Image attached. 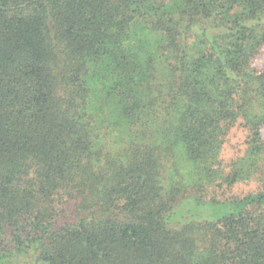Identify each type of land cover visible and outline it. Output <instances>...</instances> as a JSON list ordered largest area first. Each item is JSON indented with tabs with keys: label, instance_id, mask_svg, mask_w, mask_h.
Returning <instances> with one entry per match:
<instances>
[{
	"label": "trees",
	"instance_id": "obj_1",
	"mask_svg": "<svg viewBox=\"0 0 264 264\" xmlns=\"http://www.w3.org/2000/svg\"><path fill=\"white\" fill-rule=\"evenodd\" d=\"M263 48L264 0H0V264H264Z\"/></svg>",
	"mask_w": 264,
	"mask_h": 264
},
{
	"label": "rangeland",
	"instance_id": "obj_2",
	"mask_svg": "<svg viewBox=\"0 0 264 264\" xmlns=\"http://www.w3.org/2000/svg\"><path fill=\"white\" fill-rule=\"evenodd\" d=\"M253 66L259 70H264V48L262 49V53L254 59ZM239 133L240 131L238 133L235 132L233 136H231L230 142L227 144L224 152L225 157L226 155H232L233 157H236L241 154L242 151H240V144L236 139H234L236 136H239ZM261 133L264 139V126L261 129ZM255 189L256 185L249 183L247 185H241L235 193H237L238 196H241L253 192ZM192 206L195 211V214L198 217L201 216L202 218L207 220L216 219L217 217H221L227 212L226 209H223L221 207L198 206L196 204H193Z\"/></svg>",
	"mask_w": 264,
	"mask_h": 264
}]
</instances>
